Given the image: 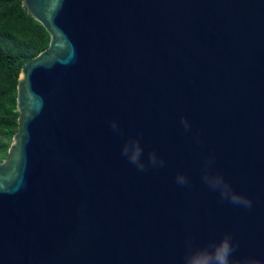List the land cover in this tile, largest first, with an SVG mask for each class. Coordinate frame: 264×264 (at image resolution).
<instances>
[{
	"label": "water",
	"instance_id": "obj_1",
	"mask_svg": "<svg viewBox=\"0 0 264 264\" xmlns=\"http://www.w3.org/2000/svg\"><path fill=\"white\" fill-rule=\"evenodd\" d=\"M21 4L49 40L17 77L0 264H183L225 233L264 260V0ZM131 137L164 166L138 171ZM209 157L250 210L204 183Z\"/></svg>",
	"mask_w": 264,
	"mask_h": 264
},
{
	"label": "trees",
	"instance_id": "obj_2",
	"mask_svg": "<svg viewBox=\"0 0 264 264\" xmlns=\"http://www.w3.org/2000/svg\"><path fill=\"white\" fill-rule=\"evenodd\" d=\"M48 40L45 28L26 12L21 0H0V160L17 129L19 71Z\"/></svg>",
	"mask_w": 264,
	"mask_h": 264
},
{
	"label": "clouds",
	"instance_id": "obj_3",
	"mask_svg": "<svg viewBox=\"0 0 264 264\" xmlns=\"http://www.w3.org/2000/svg\"><path fill=\"white\" fill-rule=\"evenodd\" d=\"M180 123L186 132L190 130L191 125L187 118L181 117ZM110 127L114 133L123 136V130L116 120L110 122ZM197 142H199L198 138ZM121 154L140 172L146 171L149 166L157 168L163 167L165 164V161L158 157L155 151L148 153V159L145 162L142 159L143 148L140 140L135 137L125 140ZM213 163L214 157H209L205 161V171L202 176L204 183L213 191H218L222 201L226 200L233 205L250 210L253 206L252 200L246 195L234 191L222 174L211 172ZM176 182L180 185L189 183L187 176L183 173L177 174ZM238 247L239 244L234 241L231 233H225L219 242L210 241L204 246H195L192 239L189 238L186 241L187 251L183 257V264H264V260L259 258L234 256Z\"/></svg>",
	"mask_w": 264,
	"mask_h": 264
}]
</instances>
